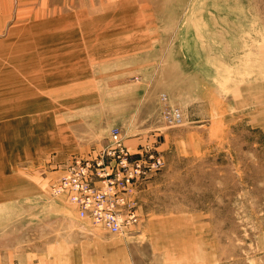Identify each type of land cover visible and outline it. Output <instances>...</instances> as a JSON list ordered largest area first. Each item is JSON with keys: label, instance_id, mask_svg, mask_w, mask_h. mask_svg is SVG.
I'll list each match as a JSON object with an SVG mask.
<instances>
[{"label": "rangeland", "instance_id": "rangeland-1", "mask_svg": "<svg viewBox=\"0 0 264 264\" xmlns=\"http://www.w3.org/2000/svg\"><path fill=\"white\" fill-rule=\"evenodd\" d=\"M0 29V90L12 101L0 111L19 120L18 145L0 129L8 261L19 264L28 214L99 228L52 194L73 156L45 133L102 115L108 133L118 127L131 150L152 142L164 161L136 185L139 221L117 235L150 245L154 264H264V0H14L0 3ZM89 87L94 105L75 98ZM164 102L178 124L166 123Z\"/></svg>", "mask_w": 264, "mask_h": 264}, {"label": "crops", "instance_id": "crops-1", "mask_svg": "<svg viewBox=\"0 0 264 264\" xmlns=\"http://www.w3.org/2000/svg\"><path fill=\"white\" fill-rule=\"evenodd\" d=\"M11 2L14 3V0H0L2 12L5 8H11ZM18 19L19 16L12 24L13 26L19 21ZM2 27L5 28V26ZM2 43L3 41L0 40V44ZM15 81H19V79L16 78ZM18 85L19 83H17ZM91 88L89 87L85 94L77 93L75 98L81 102L83 97L87 99L89 105H94L95 102H92L93 97L91 96L93 92H89ZM2 93L3 91L0 90V102H2L0 108L8 106L7 104L12 102L7 100L4 104V94ZM17 94H19V87H17ZM15 104L18 106L16 109H18L19 101L15 102ZM96 108V106L92 107V109ZM6 113L7 111L5 113L0 111V123H4L0 129L4 128L7 133L10 132V139H14L13 141L18 145L19 120ZM112 122L114 121L105 122L102 115H100L98 122L93 115H86V118L71 117L69 122L66 121L64 123L65 126L70 125L65 128L62 137L53 131L52 128L45 133V137L48 139L50 147H61L60 154L57 153L58 155L87 156L94 153L107 141L109 137L108 126ZM9 123H13V125L5 127ZM105 125L107 126L106 128ZM7 133L0 132V143L3 144L0 152L2 149L7 150L8 144L2 142V140L8 138ZM145 136L138 134L132 139L138 140L140 143L143 139H147ZM124 142L129 145L126 143L125 137ZM0 187H2V183ZM1 199L2 196H0ZM19 200H21L19 202L21 204L24 200L34 203L32 200H39L40 202L42 198L19 197ZM136 200L138 202V198ZM42 202L52 209H57L56 206H50L52 204L51 201ZM139 213L141 216V212ZM21 215L23 214H19V216ZM28 216V219L19 222V249L16 251V258H19V264H154L151 246L141 240L124 238L117 234H112L101 227H92L85 222H79L76 217L60 211L28 214ZM138 235H141V233L133 234L135 237ZM6 246L0 247V264H13L8 261L9 251L8 249L6 250ZM5 253H7L6 257H4ZM159 253L162 255V252ZM163 253L164 258L167 259V249ZM164 263L166 264L165 259Z\"/></svg>", "mask_w": 264, "mask_h": 264}, {"label": "built area", "instance_id": "built-area-1", "mask_svg": "<svg viewBox=\"0 0 264 264\" xmlns=\"http://www.w3.org/2000/svg\"><path fill=\"white\" fill-rule=\"evenodd\" d=\"M164 100V98H163ZM168 125L181 121L179 109L163 103ZM152 142L126 145L118 127L107 141L86 157L73 156L51 185L52 193L64 195L78 217L112 234L130 230L139 221L135 188L142 178L159 170L164 161Z\"/></svg>", "mask_w": 264, "mask_h": 264}, {"label": "bare ground", "instance_id": "bare-ground-1", "mask_svg": "<svg viewBox=\"0 0 264 264\" xmlns=\"http://www.w3.org/2000/svg\"><path fill=\"white\" fill-rule=\"evenodd\" d=\"M48 22H49V21H48ZM36 23H37V22H36ZM39 23H40V22H39ZM39 23H38V24H39ZM57 25H58V24H57ZM50 34H51V33H50ZM40 36H41V35H40L38 32H36L35 35H34V38L39 39ZM52 194H53V193H52Z\"/></svg>", "mask_w": 264, "mask_h": 264}]
</instances>
